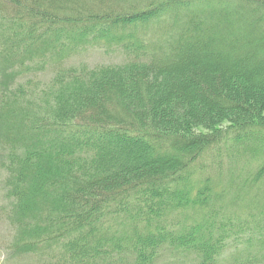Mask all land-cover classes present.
<instances>
[{
	"label": "trees",
	"instance_id": "obj_1",
	"mask_svg": "<svg viewBox=\"0 0 264 264\" xmlns=\"http://www.w3.org/2000/svg\"><path fill=\"white\" fill-rule=\"evenodd\" d=\"M99 46L124 62L68 63ZM0 149L17 255L264 264V225L226 260L214 234L264 197V0H0Z\"/></svg>",
	"mask_w": 264,
	"mask_h": 264
},
{
	"label": "rangeland",
	"instance_id": "obj_2",
	"mask_svg": "<svg viewBox=\"0 0 264 264\" xmlns=\"http://www.w3.org/2000/svg\"><path fill=\"white\" fill-rule=\"evenodd\" d=\"M94 10L100 11V10H104V8H101L99 6L98 9H94ZM156 23L153 24L152 26H155ZM159 27L163 28V30L165 31L170 30L169 28H167V25L163 26L161 23L159 24ZM125 30L127 33L131 31L128 28ZM125 30L118 29L117 32L120 35L125 36L126 35ZM158 33L160 35L161 33H163V31H158ZM135 35L145 40V38L141 34V30H138ZM149 35H152V33ZM149 35H146V37L149 38ZM124 39L126 38L124 37ZM124 60H125V55L117 47L99 46V47L89 48L83 52H80L70 57L68 60V63L75 64V65L84 63L91 67H94L100 64H118V63L124 62ZM52 73H53L52 67H48L47 69H44L43 72L40 74L39 80L44 81V82L48 81V79L52 76ZM0 160H1V149H0ZM208 162L211 163L212 159L210 158ZM224 165H227V166L224 169L223 174L226 173L227 168H228L227 160L224 161ZM258 165H259L258 162H253L252 167L255 168ZM233 166L236 168H243L247 165L244 163H241L238 165L234 162ZM213 175L216 179H218L220 174L217 175L216 173H214ZM6 176H7V172L0 168V262L1 264H41L39 261V257L36 255L20 256V255L13 253L11 250L10 245H11V242L13 241L16 231L13 225H11L5 219V217L2 214V209H1V206H3L6 201V199H4V190H3V182ZM218 181L219 180H216V182ZM263 188H261V190H263ZM258 193H261V192L258 191ZM234 198H235L234 196L224 195L223 200L219 201L218 206L215 209L217 210L216 214H219V215L221 214V216L223 215L222 219H225L224 222L220 220L218 223H217V219L216 221L214 220L215 225H216L214 229L215 235L220 234V231H219L220 229L218 225L221 226L222 223H225V222L228 223L229 221H231V223L229 222L227 224L229 238L226 240V249L223 255V259L225 260L227 256L230 257L233 253H237L241 251L242 249H244L246 242H248L247 240L251 238L252 234L253 236L251 240L256 241L258 231L260 227L264 225V222L261 219V217L264 216V214H262L264 212V197H258L257 199L259 200H255V201L251 200L252 198H250V199L243 200V202H240V203H236ZM247 203H250V204H247ZM188 214L190 217H185L184 219L186 224H189L190 222H193V221H196L197 223H205L206 220L210 217L208 216L206 218L203 216H198V215H195L191 211H189ZM182 219H183L182 214H179L177 217L175 216L176 222ZM162 264H174V263L172 261L170 262L168 257L166 256ZM176 264H192V262L191 260H184Z\"/></svg>",
	"mask_w": 264,
	"mask_h": 264
}]
</instances>
